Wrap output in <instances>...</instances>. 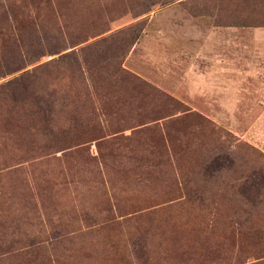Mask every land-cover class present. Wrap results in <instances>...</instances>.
Masks as SVG:
<instances>
[{"label":"rangeland","instance_id":"374dc122","mask_svg":"<svg viewBox=\"0 0 264 264\" xmlns=\"http://www.w3.org/2000/svg\"><path fill=\"white\" fill-rule=\"evenodd\" d=\"M259 176L264 0H0V264H263Z\"/></svg>","mask_w":264,"mask_h":264},{"label":"trees","instance_id":"16d2710c","mask_svg":"<svg viewBox=\"0 0 264 264\" xmlns=\"http://www.w3.org/2000/svg\"><path fill=\"white\" fill-rule=\"evenodd\" d=\"M38 53H41V48H38ZM48 51H51L54 53V51L56 52V50L51 46V48L48 50ZM38 55V54H36ZM261 189H264V177L262 176H259V178L257 179V181L253 182V183H249V185H247L244 189V192H247L248 193V198H251V201L254 200L253 196L255 194L256 191H259ZM252 192V195L250 194ZM247 236V242L249 244V246L247 245H244V249H253V246L255 244H260L259 243V236L257 234V232L254 230V231H247L246 234ZM261 249V246L258 247V248H254L252 251H256L254 252L255 254V257L254 258H259L261 260V262L264 264V255L263 254H260V251Z\"/></svg>","mask_w":264,"mask_h":264}]
</instances>
